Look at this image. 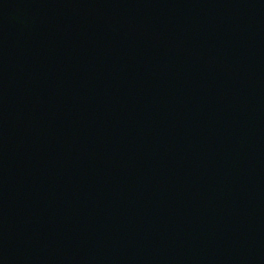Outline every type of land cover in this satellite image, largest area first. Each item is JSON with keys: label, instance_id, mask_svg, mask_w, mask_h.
I'll list each match as a JSON object with an SVG mask.
<instances>
[{"label": "water", "instance_id": "95a60500", "mask_svg": "<svg viewBox=\"0 0 264 264\" xmlns=\"http://www.w3.org/2000/svg\"><path fill=\"white\" fill-rule=\"evenodd\" d=\"M0 264H264V0H0Z\"/></svg>", "mask_w": 264, "mask_h": 264}]
</instances>
